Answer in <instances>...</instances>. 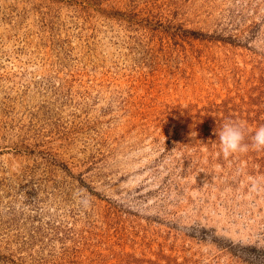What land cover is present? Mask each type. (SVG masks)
<instances>
[{
    "label": "rangeland",
    "instance_id": "1",
    "mask_svg": "<svg viewBox=\"0 0 264 264\" xmlns=\"http://www.w3.org/2000/svg\"><path fill=\"white\" fill-rule=\"evenodd\" d=\"M260 126L264 0H0V264H264Z\"/></svg>",
    "mask_w": 264,
    "mask_h": 264
},
{
    "label": "clouds",
    "instance_id": "2",
    "mask_svg": "<svg viewBox=\"0 0 264 264\" xmlns=\"http://www.w3.org/2000/svg\"><path fill=\"white\" fill-rule=\"evenodd\" d=\"M221 152L224 158L235 153H246L250 145L246 143V124L243 121L228 120L217 131ZM251 147L257 150L264 148V126H260L251 137Z\"/></svg>",
    "mask_w": 264,
    "mask_h": 264
}]
</instances>
